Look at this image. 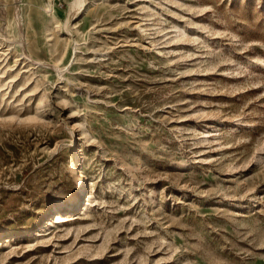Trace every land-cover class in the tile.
I'll list each match as a JSON object with an SVG mask.
<instances>
[{
	"label": "rangeland",
	"instance_id": "rangeland-1",
	"mask_svg": "<svg viewBox=\"0 0 264 264\" xmlns=\"http://www.w3.org/2000/svg\"><path fill=\"white\" fill-rule=\"evenodd\" d=\"M72 2L0 0V264H264V0Z\"/></svg>",
	"mask_w": 264,
	"mask_h": 264
},
{
	"label": "bare ground",
	"instance_id": "bare-ground-1",
	"mask_svg": "<svg viewBox=\"0 0 264 264\" xmlns=\"http://www.w3.org/2000/svg\"><path fill=\"white\" fill-rule=\"evenodd\" d=\"M85 2V0H73V2L71 3V7H70V14H69V17L67 18V23H69L70 21H71V19L73 18V17H75L77 14H78V12H79V10L82 8V6H83V3ZM69 26V25H68ZM68 28H70V27H68ZM71 30V29H70ZM73 164L75 165V172H80L79 170H78V167H77V164H76V162L74 161L73 162ZM77 174V173H76ZM82 184H83V188H81L79 191L80 192H82L83 190H84V187H85V185H86V183H85V179H83V182H82ZM79 200L78 201H76V205L78 206L79 205ZM84 203V202H83ZM56 210H58V211H61V210H64V207L63 206H59L58 207V209H56Z\"/></svg>",
	"mask_w": 264,
	"mask_h": 264
}]
</instances>
